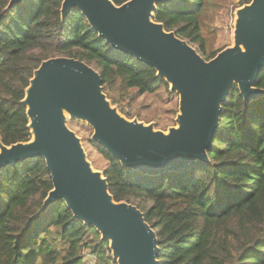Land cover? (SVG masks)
Returning <instances> with one entry per match:
<instances>
[{
	"label": "trees",
	"instance_id": "1",
	"mask_svg": "<svg viewBox=\"0 0 264 264\" xmlns=\"http://www.w3.org/2000/svg\"><path fill=\"white\" fill-rule=\"evenodd\" d=\"M9 1L0 0L4 146L30 140L21 101L34 70L50 58H74L92 67L102 79L103 92L118 84L138 95L160 88L168 93L153 68L112 50L78 10L61 20L62 0H23L7 9ZM111 1L120 6L128 0ZM223 3L175 0L158 5L153 20L210 60L222 49L212 52L208 46L205 21L211 22ZM254 86L264 90V71ZM89 143L104 161L101 172L113 200L136 206L156 232L158 264H264V97L246 104L233 88L222 106L207 163L142 174L123 168ZM51 189L43 159L0 170V264H83V251L92 256L90 264H115L108 244L75 220L63 202L41 212Z\"/></svg>",
	"mask_w": 264,
	"mask_h": 264
},
{
	"label": "water",
	"instance_id": "2",
	"mask_svg": "<svg viewBox=\"0 0 264 264\" xmlns=\"http://www.w3.org/2000/svg\"><path fill=\"white\" fill-rule=\"evenodd\" d=\"M175 0H62L61 20L78 10L110 48L151 67L178 96L176 126L167 132L121 115L103 92L98 72L74 58L41 62L24 92L31 138L4 146L0 170L43 159L52 189L41 212L63 202L73 218L93 228L108 244L115 264H158L156 232L134 205L115 202L106 178L88 161L67 118L92 130L90 141L123 168L155 175L208 162L222 106L236 86L246 104L264 97L254 85L264 71V0L234 12L232 45L205 60L173 31L153 20L158 5ZM23 0H10L7 9Z\"/></svg>",
	"mask_w": 264,
	"mask_h": 264
},
{
	"label": "rangeland",
	"instance_id": "3",
	"mask_svg": "<svg viewBox=\"0 0 264 264\" xmlns=\"http://www.w3.org/2000/svg\"><path fill=\"white\" fill-rule=\"evenodd\" d=\"M221 8L213 13L212 21L210 18L205 21L208 31L204 33L207 44L212 48V52L224 49L232 45V30L234 12L237 8L244 5L246 0H223ZM211 12V11H210ZM209 12V14H210ZM195 48L194 46H192ZM104 94L108 100L117 107L119 113L129 120L136 119L146 125L152 124L155 130L167 132L171 127L176 126L175 118L178 113V96L164 91L160 88L154 94L138 95L136 90H121L118 84L111 88H106ZM115 101V102H114ZM70 122H74L70 126ZM67 126L80 138L82 147L86 153L88 161L95 170L101 171L104 161L94 151L89 140L92 130L84 123L69 120Z\"/></svg>",
	"mask_w": 264,
	"mask_h": 264
},
{
	"label": "built area",
	"instance_id": "4",
	"mask_svg": "<svg viewBox=\"0 0 264 264\" xmlns=\"http://www.w3.org/2000/svg\"><path fill=\"white\" fill-rule=\"evenodd\" d=\"M82 256H83V264H90V259L92 258V256L87 251H83Z\"/></svg>",
	"mask_w": 264,
	"mask_h": 264
}]
</instances>
